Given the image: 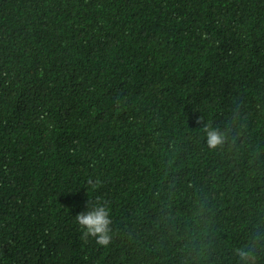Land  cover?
Here are the masks:
<instances>
[{
	"label": "trees",
	"instance_id": "16d2710c",
	"mask_svg": "<svg viewBox=\"0 0 264 264\" xmlns=\"http://www.w3.org/2000/svg\"><path fill=\"white\" fill-rule=\"evenodd\" d=\"M98 198L106 248L75 222ZM253 239L264 264V0H0V264H239Z\"/></svg>",
	"mask_w": 264,
	"mask_h": 264
},
{
	"label": "clouds",
	"instance_id": "9594fccd",
	"mask_svg": "<svg viewBox=\"0 0 264 264\" xmlns=\"http://www.w3.org/2000/svg\"><path fill=\"white\" fill-rule=\"evenodd\" d=\"M206 133V142L210 149H217L221 147L226 141L225 133L218 129L206 125L204 129ZM88 185L95 188L101 183L97 178L95 181L88 180ZM89 210L86 212L78 213L75 216V222L80 229V239L86 244L89 239H93L100 247H108L112 241L111 234V210L107 201L97 199L94 204L88 206ZM257 243L255 239L248 244L235 249V255L239 259V264H257Z\"/></svg>",
	"mask_w": 264,
	"mask_h": 264
}]
</instances>
